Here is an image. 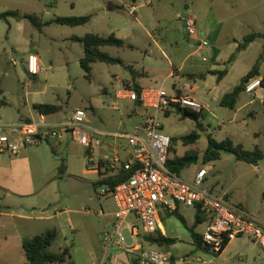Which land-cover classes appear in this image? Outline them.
I'll return each mask as SVG.
<instances>
[{"label": "rangeland", "instance_id": "rangeland-1", "mask_svg": "<svg viewBox=\"0 0 264 264\" xmlns=\"http://www.w3.org/2000/svg\"><path fill=\"white\" fill-rule=\"evenodd\" d=\"M155 1H162L169 10L153 15L150 23L144 22V26L151 30L156 29L160 34L181 31L183 23L179 22L177 11L180 10V18H184L185 22V4L190 5L191 0ZM107 2L108 0H0L2 12L18 11L37 15L43 23L40 32L26 20L10 18L0 22V89L10 103L8 109H0V121L9 122L22 117L36 120L33 104L42 102L58 105L62 109L58 115L48 118L49 122H65L73 111L80 108L86 112V126L115 132V128L124 121L121 111L115 110V69L121 68L115 64L97 62L92 66L91 79H87L80 66V59L84 55L82 46L71 40L73 35H109V29L115 26V10L107 13ZM118 15L119 21L124 23L136 22L128 13L121 12ZM81 16L92 18L87 25L77 28L53 23L57 17ZM138 17L142 20L139 14ZM258 23L259 21L254 22L256 26ZM262 50L260 45L251 48L246 62H251L254 57L258 58L264 52ZM103 51L112 57L120 54V50L115 47H106ZM31 54L39 55L46 69L37 77H31L28 73V59ZM157 60L158 70L152 81L157 82V86H163L169 95H173L170 82H163L165 75L162 73L164 64L160 65L161 57ZM0 104H4V100H0ZM254 108L258 113L255 119L250 116L249 109L238 114L235 126L244 130L245 134L237 133L235 136L230 134L232 128L229 127V116H233V112L229 109L224 113L208 116L205 124L199 123L202 122L201 118L191 119L178 110L160 113L159 119L163 126L162 133L172 138V158L188 154H196L199 158L181 172V177L192 181L202 168L207 169L208 186L217 184L219 194L226 195L229 202L237 208L246 210L264 228V159L249 164L237 161L232 154H223L219 161L204 164L202 160L209 146V136L217 142L229 139L234 144H241L248 151L259 146L264 152V137L257 141L252 136L247 137L248 133L254 131L264 132V107L256 104ZM146 112L145 109H138L137 118H141ZM121 129L132 132V128L126 123ZM193 133L200 135L195 144L185 145L180 140L181 137ZM53 144V141L50 144L44 142L37 148L43 157L42 166L52 182L46 191L47 200L52 206L51 210L56 207L58 211H69L58 219V223L65 230L68 240L76 242L73 252L77 263L92 264L89 256L91 237L103 241L105 234H112L113 219L110 216H100L99 213L102 210L112 212L114 202L100 196L101 188L97 183L94 184L96 176L83 174L87 161L81 145L69 139L68 146L64 145L62 151L54 155L51 152ZM62 162L66 167L64 173L59 172ZM196 213L195 208L180 206L179 214L186 221L184 225L177 216H170L163 209L158 210L159 229L167 237L176 240L171 250L179 257L194 254L210 261L209 264H264V250L247 237L233 240L218 256L196 250L190 230L194 227ZM91 225L97 230L95 236L91 232ZM70 226L76 229L75 232L70 230ZM205 229L206 223L194 228L201 234ZM127 237L130 240L128 235ZM151 247L152 245H147L146 250H151ZM116 252H121L116 246L109 251Z\"/></svg>", "mask_w": 264, "mask_h": 264}, {"label": "crops", "instance_id": "crops-1", "mask_svg": "<svg viewBox=\"0 0 264 264\" xmlns=\"http://www.w3.org/2000/svg\"><path fill=\"white\" fill-rule=\"evenodd\" d=\"M131 1L139 5L134 17L136 22L131 24L119 21L118 14L121 12L128 13V11L118 2L108 0L106 5L107 13L115 10V26L109 29L108 36L115 35L133 46V49L118 48L120 54L115 56V58L122 60V64H115V66H120L121 68V70L115 69V110L121 111L124 121H121L115 128V132L93 126H86L87 130L94 129L105 134H129L128 131L121 129L125 123L133 131L134 127L142 122L146 113L138 119V109L145 108L140 103L119 97V92L123 88L135 90V87H138L143 90L158 87L157 82L154 83L152 81L155 72L158 70V57H161L160 65L164 64L162 73L165 76L163 82H170L173 95H190L204 104L205 109L200 114L202 122L198 121L199 123L205 124L208 116H212L215 113L226 112L225 110L228 108L221 106V100L240 84L241 80L249 73L250 68L256 64L260 55L264 53L262 52L258 58L254 57L251 62H246L248 61V53L254 46L260 45L263 49L262 51H264V39H259L253 42L245 51L236 54L238 42L242 41L245 36L251 33L264 34V0H191L190 5L185 4V20L193 18L196 21L198 31L194 36H189L185 32V22L184 18H180V10L177 11V16L179 17V22L183 23L181 31H176L173 34H160L156 29L151 30L145 27L144 22L150 23L153 15L163 13L169 8L164 6L162 1L151 0L148 5H144L142 0ZM3 13L2 8H0V15ZM19 13L24 15L21 12ZM138 14L142 20L139 19ZM2 21L0 20V22ZM255 21H259L258 26L254 24ZM1 31L2 26L0 25ZM203 42H207V45H204ZM234 54H236V59L228 64ZM245 62L246 66H244ZM225 69L228 70V73L221 81L218 80L217 76L211 74L213 71H223ZM259 78L262 79V82L264 81V59L261 63ZM0 100H4V104H0V109H8L10 103L4 98V91L1 89ZM35 104L48 103L35 102L33 106ZM256 104L264 107V85L257 91L254 98L243 93L236 107L229 109L233 112V116H229V127L232 128L230 134L234 136L237 133H240V135L245 134L244 130L235 126L238 114L249 109L250 116L255 119L258 117V113L254 108ZM35 113L38 119L41 114L36 111ZM55 115H58V113L45 117L48 121V118ZM36 120L22 117L7 123ZM48 123L62 124L63 122L48 121ZM248 134L247 137L251 138L252 136L255 141L264 137V132L262 131H254ZM69 139L78 144L73 139L71 132L65 135L61 143H58L55 137H49L42 143L50 144V141H53L51 152L56 155L62 151V147L68 143ZM101 139L102 146L95 150L94 153L96 162L103 164L110 159L114 149L118 150L124 159L128 157L129 150L126 139H118L111 136H103ZM41 144L22 148L17 157L0 154V264H27V256L23 248L24 239L43 234L49 230H57L59 233L52 250L60 253L65 249H69L72 261L78 264L73 252L76 242L68 240L65 230L58 223V219L69 211H58L56 207L51 210L52 206L47 200L46 191L52 182L42 166V154L37 150ZM83 153L87 166V151L84 148ZM97 155H100L98 159H96ZM83 174L96 176L97 179L94 184L97 183L99 188L102 187V175L94 172L88 173L86 167ZM207 181L208 179L206 178ZM216 185L211 187L212 189L215 188L213 189V191L216 190L215 192H217V187H219ZM102 198L112 199L111 197ZM51 211L54 213H51ZM114 211L115 207L112 212L102 210L99 215L110 216L114 220ZM113 220L111 226L113 225ZM91 229L95 236L97 230L93 225H91ZM70 230L75 232L76 229L70 226ZM160 235L170 238L163 234L161 229L151 236L156 238ZM90 244L89 256L92 264H100L105 256L103 241L91 237ZM175 244L176 242L169 246H160L151 244L146 240L142 243L145 249L147 245H152L150 251L171 253L173 261L191 255L186 254L179 257L175 251L171 250ZM195 249L197 250L196 247ZM107 262L109 264H136V255L123 252L108 253Z\"/></svg>", "mask_w": 264, "mask_h": 264}, {"label": "built area", "instance_id": "built-area-1", "mask_svg": "<svg viewBox=\"0 0 264 264\" xmlns=\"http://www.w3.org/2000/svg\"><path fill=\"white\" fill-rule=\"evenodd\" d=\"M114 1L135 17L138 4L131 0ZM142 1L144 5L151 2ZM184 27L189 36L197 34V24L193 18H187ZM203 44L207 45V42ZM45 71L40 56L31 54L28 59L29 75L37 77ZM262 87V79H251L246 84L245 94L254 98ZM119 97L140 103L147 111L132 133L105 134L94 129L87 130L86 112L79 108L62 124H50L44 115L30 122L0 121V154L17 157L24 147L38 146L49 137H55L61 143L65 135L71 132L73 139L87 151L88 173L102 175V183L123 171L130 175L114 188L102 184L100 196L111 197L115 211L112 234L107 233L103 239L105 256L100 264H109L108 253L113 246L123 253L135 254L136 264H209L210 261L192 254L173 261V255L169 252L148 251L143 247L145 237L159 230L158 210L163 209L168 214L177 211L180 206L195 208L206 216L202 240L209 254L218 255L226 243L238 237L250 238L264 250V228L246 210L237 208L225 195L208 186L207 169L202 168L192 181H186L167 167L172 138L162 133L160 113L182 109L200 114L205 109L204 104L190 95H169L163 86L140 92L123 88ZM103 136L126 139L128 157L124 159L114 149L110 159L103 164L96 162L94 153L102 146Z\"/></svg>", "mask_w": 264, "mask_h": 264}, {"label": "trees", "instance_id": "trees-1", "mask_svg": "<svg viewBox=\"0 0 264 264\" xmlns=\"http://www.w3.org/2000/svg\"><path fill=\"white\" fill-rule=\"evenodd\" d=\"M13 18L16 20H28L32 26L38 31H42L43 23L37 15L24 14L21 15L18 11H9L0 15V20L8 21V19ZM91 16H81V17H57L53 20L54 24L61 26H68L72 28L85 26L91 21ZM259 39H264V34L261 33H251L245 36L242 41L238 42V47L236 54L245 51L253 42ZM72 41L79 43L83 49V57L80 59V66L85 72L87 79L92 77V66L97 62H102L106 64H122L120 58H115L110 56L107 52L103 51L106 47L115 48H128L133 49V46L127 43L123 39L117 38L115 35H110L108 37L99 36L97 34L89 33L83 37L74 36L71 38ZM236 54L231 56L229 63L236 59ZM264 59V53H262L257 60L256 64L252 67L250 72L245 78H243L240 84L231 92L226 94L221 100V106L234 109L240 99V96L245 93V87L249 80L260 76V67ZM228 73V70L223 71H213L211 74L217 76L218 80L221 81ZM264 85V81L262 82ZM137 92H140V88L135 87ZM33 109L41 115L50 116L59 113L62 109L58 105L54 104H35ZM178 112H183L185 116L198 120L200 114L192 113L190 111H185L179 109ZM30 122V121H29ZM200 138L199 133H193L188 136L181 137V141L185 145L195 144ZM175 141V139H173ZM209 146L205 153L203 154L202 160L204 164L219 161L223 154H232L235 156L236 160L239 162H245L249 164L257 163L264 159V154L259 147H255L253 151L245 150L241 144H234L231 140H225L223 142H217L211 136L208 138ZM174 152L173 147L170 150V155L167 161V167L176 173L181 175V172L193 165L199 159L196 154H188L182 157H171V153ZM65 163H61L59 169L60 173L65 172ZM127 172H120L115 174V176H110L104 180L105 184L110 185L112 188L116 187L119 183L129 178ZM102 183V184H104ZM170 216H177L186 225V221L182 215L179 214V209L173 213H168ZM207 221L206 216L198 210L195 217L194 227H192L191 233L193 238V243L197 250L209 254V249L203 244L202 234L197 233L194 228L197 225H201ZM57 230H49L43 234H39L33 237L25 238L23 241V248L27 256V264H76L72 261L70 257L69 249H65L60 253L54 252L52 247L58 238ZM145 240L151 244H158L160 246L171 245L176 242L174 239L166 238L162 235L159 237L147 236ZM229 245L226 243L223 250L218 254L220 255ZM215 255V256H218Z\"/></svg>", "mask_w": 264, "mask_h": 264}, {"label": "water", "instance_id": "water-1", "mask_svg": "<svg viewBox=\"0 0 264 264\" xmlns=\"http://www.w3.org/2000/svg\"><path fill=\"white\" fill-rule=\"evenodd\" d=\"M257 165V164H256Z\"/></svg>", "mask_w": 264, "mask_h": 264}]
</instances>
